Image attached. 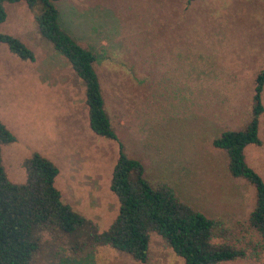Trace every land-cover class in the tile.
<instances>
[{
	"label": "rangeland",
	"instance_id": "374dc122",
	"mask_svg": "<svg viewBox=\"0 0 264 264\" xmlns=\"http://www.w3.org/2000/svg\"><path fill=\"white\" fill-rule=\"evenodd\" d=\"M55 6L61 26L96 54L112 127L146 179L224 225L247 224L255 189L229 173L226 152L212 141L251 114L264 66V0H58ZM5 9L0 31L35 54L34 61L22 60L0 43V120L16 139L1 145L7 177L23 183V161L40 153L59 169L62 200L103 231L119 208L110 190L118 142L90 129L85 86L41 37L36 8L20 2ZM20 15L22 29L13 28ZM259 119L262 145L246 146L245 158L264 180V112ZM85 236L41 230L29 264H185L155 233L146 262L108 246L78 256L72 245Z\"/></svg>",
	"mask_w": 264,
	"mask_h": 264
},
{
	"label": "trees",
	"instance_id": "16d2710c",
	"mask_svg": "<svg viewBox=\"0 0 264 264\" xmlns=\"http://www.w3.org/2000/svg\"><path fill=\"white\" fill-rule=\"evenodd\" d=\"M56 1L0 0V25L7 17L5 4L24 2L28 8H36L33 19L41 37L68 60L82 80L90 129L118 142V158L110 180V190L119 202L118 213L105 230L98 231L91 220L62 200L60 190L55 187L58 167L37 152L22 163L25 181H10L1 162V145L16 139L0 120V264H29L39 248L41 230L67 235L82 231L85 238L72 245L78 256L108 246L136 261L146 262L150 236L155 233L185 264L264 259V180L245 158L246 146L262 145L259 117L264 112V66L255 77L248 120L236 129L222 131L212 141L214 147L226 152L229 173L246 180L255 189L247 224L227 226L193 209L166 185L152 184L144 175L141 161L125 153L105 106L94 67L96 54L61 26ZM0 43L22 60H35L34 52L14 35L0 31Z\"/></svg>",
	"mask_w": 264,
	"mask_h": 264
},
{
	"label": "crops",
	"instance_id": "0c3cea01",
	"mask_svg": "<svg viewBox=\"0 0 264 264\" xmlns=\"http://www.w3.org/2000/svg\"><path fill=\"white\" fill-rule=\"evenodd\" d=\"M20 3V2H19ZM13 4H17V3H13ZM6 19H7V17H6ZM12 19H15V20H18V21H20V22H16L15 23V20H12L11 21V23L12 24H14L15 23V25L13 26V28H15L16 26L17 27H19V29H22V25H23V18H22V16L20 15L19 17H14V18H12ZM5 22V21H4ZM3 22V23H4ZM7 22V21H6ZM12 28V29H13ZM34 29H35V27H34ZM33 36L35 37V38H33L34 40H36V41H40V39L38 38V35H37V33H36V29H35V33L33 34ZM26 38H28L27 36H25ZM170 248V247H169ZM170 250H172L171 248H170ZM173 251V250H172ZM177 256V255H176ZM179 257V256H178ZM180 258V257H179Z\"/></svg>",
	"mask_w": 264,
	"mask_h": 264
}]
</instances>
